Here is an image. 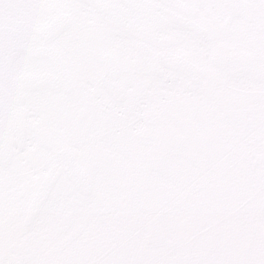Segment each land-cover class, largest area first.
Masks as SVG:
<instances>
[{
	"label": "snow or ice",
	"instance_id": "1",
	"mask_svg": "<svg viewBox=\"0 0 264 264\" xmlns=\"http://www.w3.org/2000/svg\"><path fill=\"white\" fill-rule=\"evenodd\" d=\"M0 264H264V0H0Z\"/></svg>",
	"mask_w": 264,
	"mask_h": 264
}]
</instances>
